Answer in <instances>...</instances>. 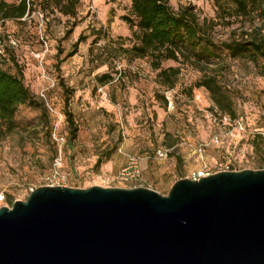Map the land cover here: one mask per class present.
I'll use <instances>...</instances> for the list:
<instances>
[{"label": "rangeland", "instance_id": "1", "mask_svg": "<svg viewBox=\"0 0 264 264\" xmlns=\"http://www.w3.org/2000/svg\"><path fill=\"white\" fill-rule=\"evenodd\" d=\"M166 1L174 9L192 5L200 18L216 14V0ZM29 2L23 17L0 21V68L20 76L33 95L1 125L11 129L0 134V207L40 186L131 188L115 178L129 156L139 158L141 187L162 195L196 169H264L263 57L223 52L203 71L165 60L161 68H179L168 88L149 56L129 50L137 31L122 19L133 18L129 0ZM260 23L218 26L215 39ZM257 31L264 34V26ZM105 73L110 78L102 80ZM205 75L220 87L219 102L194 87Z\"/></svg>", "mask_w": 264, "mask_h": 264}, {"label": "water", "instance_id": "2", "mask_svg": "<svg viewBox=\"0 0 264 264\" xmlns=\"http://www.w3.org/2000/svg\"><path fill=\"white\" fill-rule=\"evenodd\" d=\"M0 264H264V169L146 187L40 186L0 207Z\"/></svg>", "mask_w": 264, "mask_h": 264}, {"label": "trees", "instance_id": "3", "mask_svg": "<svg viewBox=\"0 0 264 264\" xmlns=\"http://www.w3.org/2000/svg\"><path fill=\"white\" fill-rule=\"evenodd\" d=\"M129 2L133 18L125 15L122 19L130 27L137 28L133 32L136 41L129 50L133 57L149 56L152 66L159 69L157 76L161 78L160 82L168 88L174 86L179 68H161L165 60L188 63L203 71L208 68L210 60L222 58L223 52L231 58H264V34L257 31L264 26V0H216V14L209 18H200L192 5L174 9L166 0ZM29 9V0H18L17 3L0 0V21L21 18ZM61 11L64 14L71 13V8L64 5ZM238 19H258L261 23L257 30H244L238 35L232 32L226 40L215 39L218 26H230ZM100 78L107 80L110 75L105 73ZM199 86L206 88L213 100L219 102L216 94L220 92V87L213 75H205L194 83V87ZM32 101L33 95L22 78L0 68V134L4 135L11 129L9 125L7 131H4L1 125L11 122L16 108ZM67 121L73 127L71 131L74 135L76 128L69 114Z\"/></svg>", "mask_w": 264, "mask_h": 264}, {"label": "built area", "instance_id": "4", "mask_svg": "<svg viewBox=\"0 0 264 264\" xmlns=\"http://www.w3.org/2000/svg\"><path fill=\"white\" fill-rule=\"evenodd\" d=\"M160 154H162L161 151ZM210 174L212 173L207 171L205 168H201L193 170L186 178L197 180ZM115 178L119 181L132 183V187H140L141 173L139 167V158L137 156H129L126 164L119 169ZM1 199H3L2 194L0 195V200Z\"/></svg>", "mask_w": 264, "mask_h": 264}]
</instances>
